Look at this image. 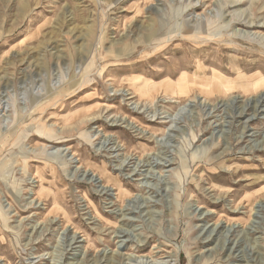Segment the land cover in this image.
Here are the masks:
<instances>
[{
    "label": "rangeland",
    "instance_id": "1",
    "mask_svg": "<svg viewBox=\"0 0 264 264\" xmlns=\"http://www.w3.org/2000/svg\"><path fill=\"white\" fill-rule=\"evenodd\" d=\"M258 33L264 0H0V264H264Z\"/></svg>",
    "mask_w": 264,
    "mask_h": 264
},
{
    "label": "bare ground",
    "instance_id": "2",
    "mask_svg": "<svg viewBox=\"0 0 264 264\" xmlns=\"http://www.w3.org/2000/svg\"><path fill=\"white\" fill-rule=\"evenodd\" d=\"M230 3V2H229ZM232 3H235V2H232ZM231 3V4H232ZM230 5V4H229ZM235 5V4H234ZM233 5V6H234ZM235 10H237V9H235ZM234 10V11H235ZM248 19V18H247ZM251 25V24H250ZM150 31V30H149ZM252 33V32H251ZM253 35V34H252ZM255 36H257L259 39H263L264 40V36L263 35H261V36H259V33L258 34H256ZM264 42V41H263ZM175 87H176V90H178V92L179 93H184V92H187V89H188V86L187 85H185L182 81H178L176 84H175ZM146 88L145 87H143L142 89H140V91H142V90H145ZM202 91V90H201ZM177 91H175L174 93H176ZM262 95L261 96H264V91H263V93H261ZM261 96H260V98H261ZM131 123V122H130ZM133 124V123H132ZM134 125V124H133ZM132 125V126H133ZM132 128V127H131ZM135 128V127H134ZM143 131V130H142ZM139 163V162H138ZM107 186V185H106ZM106 186H103V188H106Z\"/></svg>",
    "mask_w": 264,
    "mask_h": 264
}]
</instances>
